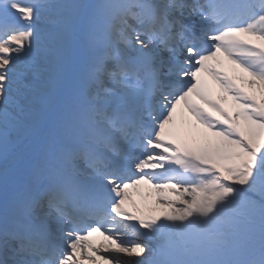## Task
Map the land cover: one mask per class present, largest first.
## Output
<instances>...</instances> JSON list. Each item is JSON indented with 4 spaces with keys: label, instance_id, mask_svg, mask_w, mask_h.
Masks as SVG:
<instances>
[{
    "label": "snow or ice",
    "instance_id": "6c2138e0",
    "mask_svg": "<svg viewBox=\"0 0 264 264\" xmlns=\"http://www.w3.org/2000/svg\"><path fill=\"white\" fill-rule=\"evenodd\" d=\"M86 262L264 264V0H0V264Z\"/></svg>",
    "mask_w": 264,
    "mask_h": 264
},
{
    "label": "bare ground",
    "instance_id": "6f19581e",
    "mask_svg": "<svg viewBox=\"0 0 264 264\" xmlns=\"http://www.w3.org/2000/svg\"><path fill=\"white\" fill-rule=\"evenodd\" d=\"M242 39L250 40V38H247V37H243ZM251 42L258 43L255 41H251ZM219 60H220V65L218 66V70L225 72L230 79H234L236 83L244 89V91L249 92V94L256 95L258 99L260 98V93L258 90L249 89L247 87L246 80L248 78L246 74L241 73L240 70L237 69L234 65L230 64L229 61L225 57L220 56ZM241 77H243L244 79L241 80ZM206 80H207V88L210 94V98L219 103L220 102L219 98L223 96V93H221L220 89L210 79L206 78ZM196 103L204 107V105L200 101H196ZM222 106L225 107L226 110L230 112L232 111L230 100L222 104ZM181 112H182V109L177 110V113L174 117V122L169 127L172 129H175L179 133L180 137L186 143L188 144L203 143L205 136L211 139L210 133H206L205 130L202 128H199V126H192L188 123V121H190V117H187L186 113H184V122L182 123ZM213 115H215V113H213ZM144 188L145 186L139 187L140 190ZM93 238L99 242H102L103 240V238L99 236L98 234L94 235Z\"/></svg>",
    "mask_w": 264,
    "mask_h": 264
},
{
    "label": "rangeland",
    "instance_id": "374dc122",
    "mask_svg": "<svg viewBox=\"0 0 264 264\" xmlns=\"http://www.w3.org/2000/svg\"><path fill=\"white\" fill-rule=\"evenodd\" d=\"M144 189H130L129 190V194L131 197V202L126 203L125 207L127 208V210L129 209V206H131L130 211L133 212L134 209L132 207V204L134 203L136 208L140 209L143 212H147L148 208L145 207V204H147L149 207L154 208L156 213H159L161 211H165V209H160L158 208L154 201H155V196L156 193L154 192H150V189L148 188L147 185H141L139 187H144ZM170 195V194H169ZM142 196L147 197L146 200L142 199ZM173 199H175V197H172ZM104 254V253H101Z\"/></svg>",
    "mask_w": 264,
    "mask_h": 264
}]
</instances>
